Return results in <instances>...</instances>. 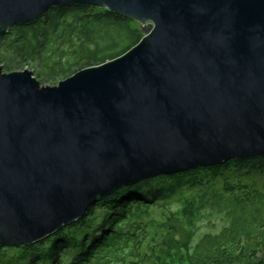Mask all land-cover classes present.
I'll list each match as a JSON object with an SVG mask.
<instances>
[{
    "label": "water",
    "instance_id": "water-1",
    "mask_svg": "<svg viewBox=\"0 0 264 264\" xmlns=\"http://www.w3.org/2000/svg\"><path fill=\"white\" fill-rule=\"evenodd\" d=\"M139 22L121 56L42 85L0 66V246L160 174L264 156V0H0V35L53 6Z\"/></svg>",
    "mask_w": 264,
    "mask_h": 264
},
{
    "label": "trees",
    "instance_id": "trees-1",
    "mask_svg": "<svg viewBox=\"0 0 264 264\" xmlns=\"http://www.w3.org/2000/svg\"><path fill=\"white\" fill-rule=\"evenodd\" d=\"M46 12L0 35L3 71L31 67L40 82L54 84L121 56L143 36L139 22L105 8L53 6ZM234 170H264V157L120 187L98 196L79 220L15 248L29 251L26 264H264V190L231 179ZM182 186L187 191L178 207H164ZM207 210L221 213L227 224L193 244L195 225Z\"/></svg>",
    "mask_w": 264,
    "mask_h": 264
},
{
    "label": "rangeland",
    "instance_id": "rangeland-1",
    "mask_svg": "<svg viewBox=\"0 0 264 264\" xmlns=\"http://www.w3.org/2000/svg\"><path fill=\"white\" fill-rule=\"evenodd\" d=\"M138 25L141 28V24L139 23ZM25 68L33 70V75H35V70L33 68L31 67H25ZM25 68L15 70V71L24 70ZM60 80L62 79L57 80L54 84H50L47 82L45 83L41 82V84L42 85H55ZM228 174H229V177L233 180H241L243 183H245V185L247 184L254 188L264 190V170H234L233 172L232 171L228 172ZM178 188L179 189L177 190L175 194L163 200L165 202L164 207L171 208V209H175L176 207H178L177 200L180 197H182V195L187 191L185 186L178 187ZM166 208H163L161 211L167 212ZM226 224H227V220L224 218V216L221 213L214 212L212 210L205 211L204 217L201 220H199L197 224L195 225L196 230L194 233V237L192 238L193 244L196 243V241L198 242L199 238L203 237L206 234H216L220 232V230ZM182 235H183V231L179 232L177 234V237L181 238ZM5 247L7 248L0 250V264H26L27 263V259H26L27 257L26 258L24 257L29 254V251L16 249L15 246H5Z\"/></svg>",
    "mask_w": 264,
    "mask_h": 264
},
{
    "label": "bare ground",
    "instance_id": "bare-ground-1",
    "mask_svg": "<svg viewBox=\"0 0 264 264\" xmlns=\"http://www.w3.org/2000/svg\"><path fill=\"white\" fill-rule=\"evenodd\" d=\"M264 157V156H263ZM259 158V157H258ZM257 158V159H258ZM250 159H253V158H250ZM231 160V159H230ZM238 160H245V159H238ZM197 168H199V167H197ZM195 169V168H194ZM178 173V172H177ZM173 174V173H172ZM161 175V174H160ZM164 175H167V174H164ZM156 177V176H155ZM151 178H153V177H151ZM149 179V178H148ZM142 180H144V179H142ZM139 181H141V180H139ZM139 181H137V182H139ZM137 182H135V183H137ZM135 183H133V184H135ZM130 185H132V184H130ZM125 186H128V185H125ZM110 194V193H109ZM108 195V194H107ZM105 196V195H104ZM2 246H14V245H2ZM15 246H20V245H15ZM22 246H26V245H22Z\"/></svg>",
    "mask_w": 264,
    "mask_h": 264
}]
</instances>
